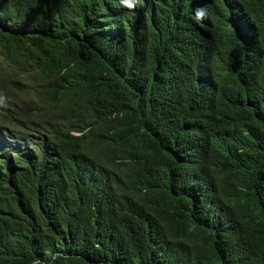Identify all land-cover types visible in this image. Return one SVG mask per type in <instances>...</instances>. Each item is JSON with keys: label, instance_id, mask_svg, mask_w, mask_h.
<instances>
[{"label": "trees", "instance_id": "1", "mask_svg": "<svg viewBox=\"0 0 264 264\" xmlns=\"http://www.w3.org/2000/svg\"><path fill=\"white\" fill-rule=\"evenodd\" d=\"M0 94V264H264V0H0Z\"/></svg>", "mask_w": 264, "mask_h": 264}, {"label": "clouds", "instance_id": "2", "mask_svg": "<svg viewBox=\"0 0 264 264\" xmlns=\"http://www.w3.org/2000/svg\"><path fill=\"white\" fill-rule=\"evenodd\" d=\"M231 7L233 9V11L235 12V14H238V15H246L247 17L250 18L249 16V13L247 12V8L244 6L243 3H236L234 4L233 2H231ZM232 30L233 32L236 33L237 36L240 35V30L239 28H236L235 25L232 24ZM2 74H4V71L2 72ZM2 97H1V94H0V107L2 106Z\"/></svg>", "mask_w": 264, "mask_h": 264}, {"label": "rangeland", "instance_id": "3", "mask_svg": "<svg viewBox=\"0 0 264 264\" xmlns=\"http://www.w3.org/2000/svg\"><path fill=\"white\" fill-rule=\"evenodd\" d=\"M224 167L223 166H218V168H217V172L219 173V171L218 170H220V172L223 174L224 173Z\"/></svg>", "mask_w": 264, "mask_h": 264}]
</instances>
